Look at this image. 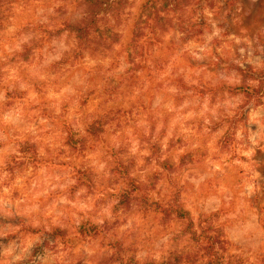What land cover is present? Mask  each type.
<instances>
[{
	"label": "rangeland",
	"instance_id": "1",
	"mask_svg": "<svg viewBox=\"0 0 264 264\" xmlns=\"http://www.w3.org/2000/svg\"><path fill=\"white\" fill-rule=\"evenodd\" d=\"M91 1L0 4V264H264V0Z\"/></svg>",
	"mask_w": 264,
	"mask_h": 264
},
{
	"label": "trees",
	"instance_id": "2",
	"mask_svg": "<svg viewBox=\"0 0 264 264\" xmlns=\"http://www.w3.org/2000/svg\"><path fill=\"white\" fill-rule=\"evenodd\" d=\"M6 1H15V0H0V4H3V2H6ZM108 1L109 0H106V2H108ZM103 2H104V0H92L91 2H89L90 3L89 6H91L90 13H92V17L97 15L96 13H98V11L101 9L100 5ZM114 2L118 3L119 0H114ZM157 4H158V0H145L142 3V5H141L142 9L148 10V13H147L148 18H152V17L160 18L161 16H160L159 11H161V10H163L165 12L167 11V1L165 3L162 2V4H160V6H158ZM92 17H90L88 14L87 16L83 17L84 20H82V22H77V23H74L73 25H71L73 27L74 31H76V34H77L76 36L79 38V42L85 41L86 36H88L90 30H92L91 24H93V22H90V19ZM93 18H95V17H93ZM86 21H88V22L86 23ZM137 31H138V35L142 34L141 26H139V28H137ZM234 89L237 90V89H239V87H235ZM95 125L96 124L93 122L89 125V127L90 128L95 127ZM163 210H165V208H163ZM177 216L181 217L182 212L178 211ZM54 231H55V234H57L61 239H63V240L65 239L62 230L55 229Z\"/></svg>",
	"mask_w": 264,
	"mask_h": 264
}]
</instances>
